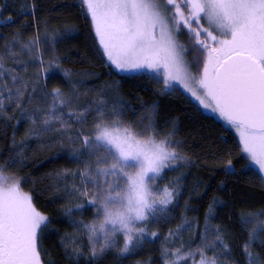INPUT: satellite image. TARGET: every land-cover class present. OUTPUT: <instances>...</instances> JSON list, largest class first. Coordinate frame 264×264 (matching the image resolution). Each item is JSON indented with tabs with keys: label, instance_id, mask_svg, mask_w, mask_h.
I'll list each match as a JSON object with an SVG mask.
<instances>
[{
	"label": "snow or ice",
	"instance_id": "snow-or-ice-1",
	"mask_svg": "<svg viewBox=\"0 0 264 264\" xmlns=\"http://www.w3.org/2000/svg\"><path fill=\"white\" fill-rule=\"evenodd\" d=\"M80 3L94 26L106 64L162 84L161 94H172L183 86L199 105L218 113L235 129L241 154L249 161L247 167L264 182V0ZM3 10L0 6V19ZM182 35L187 43L179 41ZM39 44L38 35L24 41L16 33L0 50V117L14 104L33 126H41L33 127L29 135L54 132L79 145L72 156L83 167L60 173L61 178L73 179L62 189L71 198L65 215L71 219L74 211L83 215L87 210H94L95 215L87 222L72 220L77 232L65 233L60 240L65 255L73 264H79L80 258L96 264L111 249H118L123 257L140 247L145 237H158L149 224L167 218L169 206L179 196V180L162 187L158 181L165 179V170L190 164L191 158L178 150L182 142L174 139L175 122H166L172 123L171 131L161 134L157 130V105H153L147 124L134 126L122 119L130 106L109 105L103 99L76 105L74 91L72 95L60 88L48 92L50 73L44 68L58 67L59 58L45 61L38 52ZM9 64L22 67L18 71ZM37 64L41 70L28 75L29 68ZM61 74L65 80L72 75L67 69ZM38 90L45 104L28 114ZM74 124L79 125L75 130ZM8 167V163H0V264H41V241L51 220L35 207L32 195L22 190L16 176L5 175ZM225 171L235 172L230 159ZM212 215L213 205H209L200 244L194 249H185L183 244L175 249L162 247L164 264H236L226 233L210 222ZM259 216H264V211L241 215V224H250ZM185 224L170 229L164 244L191 227ZM260 231L264 228L250 233L242 245L246 264H264V257L251 250ZM117 237H123L122 247Z\"/></svg>",
	"mask_w": 264,
	"mask_h": 264
},
{
	"label": "trees",
	"instance_id": "trees-1",
	"mask_svg": "<svg viewBox=\"0 0 264 264\" xmlns=\"http://www.w3.org/2000/svg\"><path fill=\"white\" fill-rule=\"evenodd\" d=\"M3 3V16H11L12 20L0 25V50L16 33L24 41L38 35V52L43 59L59 58L58 67L44 68L50 73L46 79L48 92L60 88L65 94L72 95L74 91L76 105L103 99L109 105L130 106L122 119L134 126L141 122L147 124L153 105H157V130L161 134L171 131L172 123L166 122H175L174 139L182 142L178 150L191 158L190 164L181 165L176 170H165V179L158 181L162 187L179 180V196L169 206L167 218L149 224V230L158 233V237H145L140 247L123 257L118 254V249H111L96 264H164L162 247L175 249L183 244L185 249L189 246L194 249L200 244L209 205H213L210 222L226 233L232 259L236 264H246L242 245L249 240L250 233L264 228V216L254 217L252 223L242 225L241 215L264 211V182L247 167L248 161L241 154L233 132L223 123L203 114L178 89L172 94H161L162 84L144 80L142 75L119 72L106 64L96 47L92 22L80 0H8ZM22 4L27 6L23 12L20 11ZM9 67H17L19 71L22 66L9 64ZM64 69L72 73L69 80L61 74ZM39 70L38 64L33 65L28 75ZM72 84H75L74 90ZM44 104L38 90L28 105V114ZM33 127L41 126L39 123L33 126L28 115L16 109L14 104L7 106L0 117V163L9 164L5 175L16 176L22 190L32 195L35 207L51 220L49 231L44 233L41 241V264H48V261L73 264L65 255L61 237L65 233L77 232L73 219L87 222L95 215L94 210L84 211L83 215L74 211L71 219L65 215L71 198L62 189L65 184L73 183V179L71 176L61 178L60 173L64 170L76 172L83 167L72 156L73 148L79 145L54 132L41 131L38 136L29 135ZM78 127L74 124L73 130ZM229 159L235 168L233 174L225 171ZM75 182L78 184L79 180ZM214 200L218 203L213 204ZM181 224L191 227L165 245L164 237L169 230ZM82 239L87 254V237ZM261 241H264V231L259 232L251 250L264 257ZM117 243L122 247V238L117 237ZM79 264L88 262L80 258ZM188 264L192 262L188 261Z\"/></svg>",
	"mask_w": 264,
	"mask_h": 264
},
{
	"label": "rangeland",
	"instance_id": "rangeland-1",
	"mask_svg": "<svg viewBox=\"0 0 264 264\" xmlns=\"http://www.w3.org/2000/svg\"><path fill=\"white\" fill-rule=\"evenodd\" d=\"M6 1H8V0H0V6H3V8H5L3 2H6ZM24 4H25V3H24ZM24 4L21 5V7H20L21 10H20V11H22V10L25 11V10L27 9V6H25ZM6 7H7V6H6ZM83 7H84V9H85V6H83ZM23 11H22V12H23ZM7 21H8V17H4L3 14H2V19H0V25L3 24V23H5V22H7ZM92 28H93L94 40H95L96 47H98L101 56L106 60V57H105V56L103 55V53H102V46L99 45V38L95 35L93 24H92ZM179 41H180L181 43H187V37L182 35V36L179 37ZM188 59L191 60V56H189ZM113 67H114V66H113ZM192 71H193V74H195V69H192ZM123 73H125V72H123ZM125 74H130V73H125ZM142 76H144V75H142ZM143 78H144V80H147V81H148V79H149V78L146 77V76H144ZM149 81H151V79H150ZM177 89H178V91H179L180 93H182L183 95H185V96L188 98V100H190L192 103H194V104L199 108V110H200L203 114H205V115H207V116H210V117L213 118L214 120L223 123L228 129H230V130L233 132V134L235 135L236 139H237L238 142H239V135H238V133H236L235 129L231 128L230 125H228V124H227L222 118H220L218 113H213V112L211 111V109H207V110L204 109L203 106H202V105H199V102L196 101L195 98L192 97L190 93H188L186 90L183 89V86H178ZM248 164H249V161H248ZM257 167H258V166H257ZM6 176H7V175H6ZM120 238H122V243H124V241H123V237H120ZM122 246H123V245H122Z\"/></svg>",
	"mask_w": 264,
	"mask_h": 264
}]
</instances>
